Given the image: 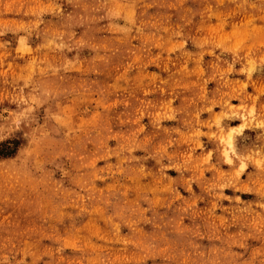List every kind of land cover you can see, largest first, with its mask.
Instances as JSON below:
<instances>
[{"label": "rangeland", "instance_id": "374dc122", "mask_svg": "<svg viewBox=\"0 0 264 264\" xmlns=\"http://www.w3.org/2000/svg\"><path fill=\"white\" fill-rule=\"evenodd\" d=\"M0 264H264V0H0Z\"/></svg>", "mask_w": 264, "mask_h": 264}]
</instances>
